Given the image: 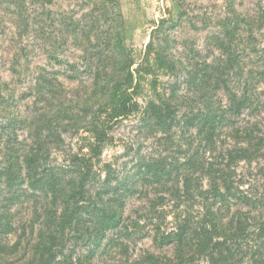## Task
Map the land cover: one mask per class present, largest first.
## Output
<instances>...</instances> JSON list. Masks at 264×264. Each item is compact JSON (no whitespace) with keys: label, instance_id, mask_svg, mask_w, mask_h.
I'll return each mask as SVG.
<instances>
[{"label":"trees","instance_id":"obj_1","mask_svg":"<svg viewBox=\"0 0 264 264\" xmlns=\"http://www.w3.org/2000/svg\"><path fill=\"white\" fill-rule=\"evenodd\" d=\"M58 1L0 0L6 71L16 77L13 89L0 81V264H94L112 232L100 255L108 245L126 254L122 239L145 237L172 250L143 251L131 264H264V46L239 50L264 35V16L227 6L211 62L194 50L176 57L170 32L179 20L161 17L135 61L119 0H64L63 9ZM36 52L80 92L68 96L48 71L31 68ZM251 52L258 68L241 81L238 60ZM29 97L34 116L8 111ZM134 118L143 122L137 135L162 149L121 175L126 163L117 160L133 145L110 160L104 152L117 147L114 128ZM79 130L76 149L65 146L62 135ZM134 196L145 205L130 218ZM19 205L27 223L17 220Z\"/></svg>","mask_w":264,"mask_h":264},{"label":"rangeland","instance_id":"obj_2","mask_svg":"<svg viewBox=\"0 0 264 264\" xmlns=\"http://www.w3.org/2000/svg\"><path fill=\"white\" fill-rule=\"evenodd\" d=\"M119 2L124 20L125 41L127 46L132 50V55L135 61H139L150 40L151 31L161 17L171 19L173 22H176L177 19L179 20V25H177L179 27H174L170 32L171 39L176 38L177 41L174 43V48L172 50V53L176 57H179L181 52L187 54L190 53V50H194L200 53V56H197L196 59L201 58L205 61L211 62L214 61V57L220 55L219 45L224 38L221 23H219V21H221L226 15L227 6H229L231 12L233 11L238 15H243L252 20H257L264 16V0H119ZM69 5L70 2L60 0L57 2L55 8L63 9ZM179 14H182V16L179 17ZM168 25L169 23H166L165 27ZM240 34L244 35L245 32ZM253 35L255 36L253 37V40L247 42L242 41L240 43L239 50L246 45H248L249 51L253 47L257 48L264 46V35ZM243 39L247 38L245 37ZM6 48L7 41H5L4 37H0V55H3L4 61L7 64L9 63L8 58L10 59V56L6 53ZM36 53L37 58L32 59L30 64L31 68L39 66L48 71L50 73L49 76L56 79L57 83H60L57 90L66 92L68 96L80 92L77 91V88L79 87L78 82L68 83V81H66V78L62 74L63 67L48 64L41 52ZM257 55V53L251 52L250 54H246V56L242 55L241 60H238V64L240 63V66H243V80L240 79L241 81L247 79L249 72H253L258 68L257 63L255 62V57ZM69 57L70 59H75L71 54ZM7 67L8 64L6 67H2V64L0 63V81L11 83L9 84V87L10 89H13L16 85V77L6 71ZM52 72H56L57 75L52 74ZM27 74L28 72L24 70L21 73V79ZM27 81V83H29L28 79ZM30 82L32 81L30 80ZM24 84L18 86L16 97H20V95L26 91V86ZM257 88L259 91L264 92V83L259 84ZM33 101L34 98L29 97L27 100L22 101L17 108L11 107L8 111H11L14 115L21 111L23 113L25 112L22 114V117L28 112H32L29 116L32 117L36 112L34 109L33 111L32 109L26 111V105H32ZM14 106L16 105L14 104ZM140 127H143V122H140L138 118L130 119L117 125L113 130V135L118 142L117 147L112 149L109 148L104 152L103 159L110 160L112 156L124 155L126 151L125 147H128L127 145H133V148L128 155L125 154V157L122 156L117 160L118 165L126 163V165H121L124 167L121 175H132L134 173L133 167L136 166V161L141 160L142 155L150 153L151 149H162L157 146L155 139L149 138L147 141H144L143 134L137 135L136 131ZM81 134L82 130H79L78 134H73L71 131L63 134L62 138L65 146L71 145L75 150ZM18 135L21 140L25 138L26 132H19ZM138 146H141L139 150ZM134 151L136 152L134 153ZM131 157L134 158L133 161H129ZM130 168H132V172H129ZM258 178L260 179L258 180L259 184L262 180L259 176ZM23 205L28 204L24 203ZM144 205L145 204L142 201L136 200L135 196L128 199L125 206V216L134 218L135 211ZM20 207L21 206L19 205L16 208V211L19 209L17 220L19 223H27L31 218L30 211L28 208L24 209ZM115 234L116 232L108 234L107 240L103 242L101 248L96 252L94 264H131L132 261L138 259L143 251H149L156 255H172V250L169 248L160 249L153 246L149 237L141 239L132 238L130 240L122 239L120 242H123L126 245V254H118L114 246L108 245L106 249L107 252L100 255L102 248L108 240H115ZM81 254L85 255L86 252L81 249L77 251L76 255L78 256Z\"/></svg>","mask_w":264,"mask_h":264}]
</instances>
